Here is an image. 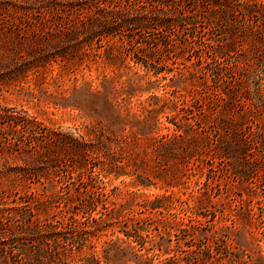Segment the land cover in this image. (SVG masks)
I'll return each instance as SVG.
<instances>
[{
    "label": "rangeland",
    "instance_id": "obj_1",
    "mask_svg": "<svg viewBox=\"0 0 264 264\" xmlns=\"http://www.w3.org/2000/svg\"><path fill=\"white\" fill-rule=\"evenodd\" d=\"M33 118L86 152L50 164ZM103 153L130 175L90 176ZM89 186L158 208L138 215L144 248L105 255L121 235L103 233L39 256L29 219L71 214ZM127 262L264 264V0H0V264Z\"/></svg>",
    "mask_w": 264,
    "mask_h": 264
},
{
    "label": "trees",
    "instance_id": "obj_2",
    "mask_svg": "<svg viewBox=\"0 0 264 264\" xmlns=\"http://www.w3.org/2000/svg\"><path fill=\"white\" fill-rule=\"evenodd\" d=\"M25 123L22 124L23 132L25 134L30 133L29 137H31L35 143L38 145H42L46 142L54 143V149L49 152L51 155L49 160L50 164L55 161V155L58 151H60L59 149L65 144H68L69 141L72 143L68 145L71 152H86L84 149L86 147L84 135L77 134L78 138H72L69 135H65L58 139L47 133V131L43 128H41L43 130L41 133L33 132L36 128L40 127L39 123L35 121V118L30 121H26ZM28 124H31L32 128L24 130ZM145 153L146 151H144V155ZM86 155V153L83 154V156ZM100 160L102 164L107 165V168L104 169L101 166L99 168L104 172H96L95 169L97 166H93L90 175L93 178L101 181L99 179V176L101 175L104 178L108 177L111 173L114 174L116 178L120 175H130L127 173L120 174L121 172L119 171L122 170L120 160H116L112 156L105 153L102 154ZM86 187L84 188V192L86 194H90L91 196L88 200H79L78 204L81 203V208H74L71 214H65V208H61L59 210V213L61 214L59 219H55L52 216L48 218V221L44 220L45 222L40 221L39 219H29L28 235L31 237L30 241L37 240L39 243L46 245V249L42 254H39V256L49 259L48 256H50L53 251H55L53 253H56L58 256L65 255L66 252H76L77 254H81L83 252V248L88 245L94 248V241L103 233H110L111 236H114L115 234L121 235V237H115V241L111 239L104 242L105 247L103 248V253H105V255L110 251L112 244L113 246H118L120 250H122L121 254H123L125 248L133 250L134 246L131 245L132 243L144 248L148 230H140L141 223H143L144 218H141L138 215L145 211H149V208H121V204L117 205L110 200L111 194L107 192L104 193L102 190H99L98 192L94 191L93 186H89L90 190L86 189ZM102 195L109 199L110 204L107 208L99 210V208H96L98 200L94 198V196ZM155 209L158 208H150L151 211ZM118 242L123 244L125 247L121 248ZM92 259H94V257ZM105 259L107 258L105 257ZM126 264L130 263L127 262Z\"/></svg>",
    "mask_w": 264,
    "mask_h": 264
}]
</instances>
